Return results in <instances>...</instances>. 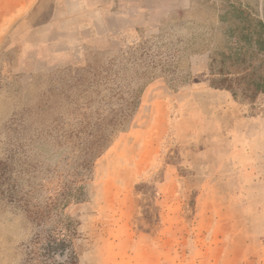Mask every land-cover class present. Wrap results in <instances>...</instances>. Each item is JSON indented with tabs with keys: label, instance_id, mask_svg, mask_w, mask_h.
Returning a JSON list of instances; mask_svg holds the SVG:
<instances>
[{
	"label": "rangeland",
	"instance_id": "rangeland-1",
	"mask_svg": "<svg viewBox=\"0 0 264 264\" xmlns=\"http://www.w3.org/2000/svg\"><path fill=\"white\" fill-rule=\"evenodd\" d=\"M219 10L0 0V264H74L67 221L76 264H264V93L210 84Z\"/></svg>",
	"mask_w": 264,
	"mask_h": 264
},
{
	"label": "trees",
	"instance_id": "trees-1",
	"mask_svg": "<svg viewBox=\"0 0 264 264\" xmlns=\"http://www.w3.org/2000/svg\"><path fill=\"white\" fill-rule=\"evenodd\" d=\"M216 19L222 24L224 34L232 40L233 46L219 59H214L216 68L210 70V84L229 91L234 99H253L264 93V0L257 3L252 0H220ZM136 104V97L127 102L119 118L130 115ZM95 144L96 150L101 152L104 138ZM81 187L77 188L80 192L83 191ZM64 226L66 233L62 237L49 239L46 250L48 254L61 260L70 259V263L76 264V254L71 247L75 227L70 228L69 221Z\"/></svg>",
	"mask_w": 264,
	"mask_h": 264
}]
</instances>
